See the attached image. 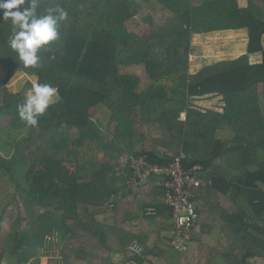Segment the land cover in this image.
<instances>
[{
  "label": "trees",
  "instance_id": "1",
  "mask_svg": "<svg viewBox=\"0 0 264 264\" xmlns=\"http://www.w3.org/2000/svg\"><path fill=\"white\" fill-rule=\"evenodd\" d=\"M142 3L151 9L144 23L138 19ZM57 6L67 18L59 24V38L38 51L37 67H25L10 47L11 22L0 9L4 86L21 72L56 87L59 96L30 126L18 114L27 96L6 88L0 94V179L10 188L0 224L12 204L18 207L0 264L5 257L13 264L41 263L54 236L60 237L65 264H72L70 255L84 264H179L160 247L168 241L163 232L174 229L161 178L122 191L121 200L138 204L134 214L105 203L118 197L125 182L116 175L122 155L146 154L164 164L183 151L186 165H202L201 176L212 180L217 200L213 211L194 197L199 235L192 230L196 255L189 264L264 263V0H248L247 6L239 0H40L38 12ZM228 30L249 32L248 53L191 74L194 36ZM257 54L261 63L252 60ZM209 95L222 97L221 114L190 106L189 99ZM109 100L134 102L147 133H160L150 149L140 147L148 134L120 113H114V132L93 120L92 112ZM222 132L233 139L219 138ZM59 142L96 151L76 168L73 181L62 161L49 162ZM150 208L155 214H148ZM214 230L218 245L212 248L199 237ZM78 240L95 244L87 252ZM135 243L142 246L136 262H116L118 254L131 258Z\"/></svg>",
  "mask_w": 264,
  "mask_h": 264
},
{
  "label": "rangeland",
  "instance_id": "2",
  "mask_svg": "<svg viewBox=\"0 0 264 264\" xmlns=\"http://www.w3.org/2000/svg\"><path fill=\"white\" fill-rule=\"evenodd\" d=\"M5 11V10H4ZM151 9L149 4L142 3L138 19L141 23H144L150 14ZM244 38H238L237 41H230V39H222L221 37H214L211 40H202L199 37L194 40V44L192 46L191 51V70L190 73H195L202 69L205 66L211 65L215 62L222 61V60H232L237 57H239L240 54L244 52V45H245ZM4 69L0 64V94L4 88H6L11 93H23L24 95L28 96L29 94H32L33 89L27 90V87L29 84L33 85V82H38V78L36 77H29L24 73L18 72L14 75V77L7 82V84L4 86ZM207 99V98H206ZM205 99V100H206ZM212 100V98H210ZM58 101V100H57ZM56 101V102H57ZM196 100H194L195 102ZM50 104L49 106H52L54 104ZM218 102V100H217ZM191 106H193L196 110L199 109L193 102H191ZM120 113L123 115V117L130 119L134 122V125L136 126L137 130L141 134H148L146 141L140 145L141 148L147 149L151 148L152 145V137L159 136L160 133H147L148 129H145L138 120V112L137 108L134 104V102L130 100H123L118 104V102L109 100L106 102V104L99 107L97 110L92 112V118L93 120L100 125L107 133L112 132L115 129L118 128V123L115 121L114 113ZM203 112V111H202ZM149 132V131H148ZM219 138L229 140L230 138H233V134L222 132L219 134ZM4 140H7L6 137H3ZM91 141V140H90ZM90 143V142H88ZM88 145L87 143H85ZM86 146L76 145L75 143L71 142L68 146H65L64 144H61L59 142L57 149L52 153L50 156L49 162L54 165L58 161H62V165L66 166V171H68V175L71 181H73V178L76 173V168L82 164L83 161H85L88 158H92L96 151L93 149V145L89 150L84 153ZM1 151V149H0ZM2 152V151H1ZM4 152H2L3 154ZM72 153L75 156L78 157L76 159L74 157L73 162L70 161L68 154ZM98 159H101L103 157L102 153L97 154ZM8 186L6 185L5 181L0 179V215H1V207L4 204L9 203L10 200V193L8 192ZM209 198L211 200L210 207L215 209L217 206L216 204V196L214 192H210ZM208 201V198H207ZM108 202V201H107ZM113 203V202H112ZM110 203V204H112ZM241 205H247L246 202L241 198L240 202ZM108 203H105L107 205ZM17 204H12V207L8 211H6L7 214L4 216L3 225L0 226V250L2 247H4L6 239L11 231L12 225L15 222V220L18 217V207ZM110 206L108 204L107 209H109ZM116 208V205H115ZM151 211V210H148ZM195 233H198L199 235V228L194 229ZM218 230H214V232L208 236H201L199 239L205 243L207 246H210L212 248L216 247L218 245ZM166 237V236H165ZM77 244L79 248L83 246L86 248L87 252L90 251L88 247H93L94 242L92 241H81L78 240ZM48 248L42 252V260L41 263H35V264H65L63 259H61V253H62V245L60 243V237L54 236L51 238L48 243ZM165 249L170 251L169 253L175 257L177 260V263L179 264H189L192 257L196 255L195 247L193 244L190 246V251H188L185 255L180 256L176 254L171 247H169L170 244L167 245L166 243L161 244ZM117 257V255H116ZM70 263L72 264H84L83 262H79L74 256L70 255ZM119 257L116 258V262L121 261ZM2 264H13V261L11 258L5 257L2 261ZM198 264V263H195ZM218 264H227L226 262H220ZM249 264H264L262 260L260 259H253L249 262Z\"/></svg>",
  "mask_w": 264,
  "mask_h": 264
},
{
  "label": "built area",
  "instance_id": "3",
  "mask_svg": "<svg viewBox=\"0 0 264 264\" xmlns=\"http://www.w3.org/2000/svg\"><path fill=\"white\" fill-rule=\"evenodd\" d=\"M181 121H186L183 114ZM189 161L187 152L183 151L174 160L161 164L151 162L146 154L139 156H122L116 174L125 177L128 187H139L153 177L161 178L158 185L165 189L166 201L172 209L174 229L166 232L169 244L173 251L183 256L190 249L191 232L199 220L196 204L193 201L197 189L210 187L212 180L203 179L202 165H186ZM132 250L137 254L142 247L134 245Z\"/></svg>",
  "mask_w": 264,
  "mask_h": 264
},
{
  "label": "clouds",
  "instance_id": "4",
  "mask_svg": "<svg viewBox=\"0 0 264 264\" xmlns=\"http://www.w3.org/2000/svg\"><path fill=\"white\" fill-rule=\"evenodd\" d=\"M39 3L40 0H0V9L5 10L3 16L11 22L9 45L25 67L38 66V51L59 38V24L67 18V12L60 6L40 14ZM32 89L25 102L18 105V114L28 125L36 126L38 117L59 96L57 88L46 83L33 82Z\"/></svg>",
  "mask_w": 264,
  "mask_h": 264
},
{
  "label": "crops",
  "instance_id": "5",
  "mask_svg": "<svg viewBox=\"0 0 264 264\" xmlns=\"http://www.w3.org/2000/svg\"><path fill=\"white\" fill-rule=\"evenodd\" d=\"M239 2H240L241 6H247L248 5V0H239ZM198 37L200 39H202V40H211L214 37H217V39H218V37H221L222 39H228L229 38L230 41H237L238 38H244V41L246 42L245 45H244V52L242 54H240L239 57L248 53L249 43H250V36H249V32L247 30L217 31V32L209 33V34L197 35V36H194V38L192 39V46L194 44V40L196 38H198ZM252 60H253L254 63H261L262 62V55L261 54L253 55L252 56ZM210 98H212V100H210ZM194 100H196L195 101L196 105H198L197 107L199 108L197 110H199L201 112L202 111L203 112L211 111V112L218 113V114H221L223 112L224 102H223L221 96L209 95V96H204V97H201V98L189 99L190 106H191V102H193V104H195ZM217 100H218V102H217ZM191 107H192V109H195L193 106H191ZM114 131H112V132H114ZM226 133H229V132H226ZM230 139H233V138H230ZM145 141H142V143H144ZM147 149H150V148H147ZM122 156H125V155H122ZM150 181H151V179H149L147 182L142 183L140 186L148 185ZM119 186H121V189H120L121 192L118 195V197L114 196V198H112V200L109 201L108 204L110 206V209H114V210H117L119 212H125V213H128V214H134L138 210V204L132 202L131 200L130 201L121 200L122 191L130 189L131 187L127 186L126 181L121 183ZM204 189H205V191H199L196 194V196L199 198L200 204H206L207 206L210 207V205H212L211 204L212 202H211V200L209 198L210 192H214L215 196H216V191L213 188H211V187H207V188H204ZM207 198H208V201H207ZM110 203H112V204H110ZM166 204H167V201H166ZM115 205H116V208H115ZM148 210H151V211H148L149 215H152L153 213L155 214V212H156L155 208H150ZM211 210L216 211V208L215 209L211 208ZM133 224L136 225L137 223L135 222ZM1 225H3V224L1 223L0 226ZM166 232H163L162 235L166 236ZM204 236L208 237L210 235H204ZM136 244L139 245L140 247H142L139 243H135V244H133V246L136 245ZM168 244H169V241H167V245ZM133 246H131V248H130L131 254H128V256H130L131 258L127 259L126 256H124V254H118L117 257H119L120 259L124 260V262L135 261V259H137L138 255H137L136 252H134L132 250ZM160 247L162 249H164L165 251H168L167 249H165L163 247V245H160ZM169 247H171V246L169 245ZM188 251H190V250H188ZM168 252H170V251H168ZM134 255H137V256H134ZM32 264H35V263H32Z\"/></svg>",
  "mask_w": 264,
  "mask_h": 264
}]
</instances>
